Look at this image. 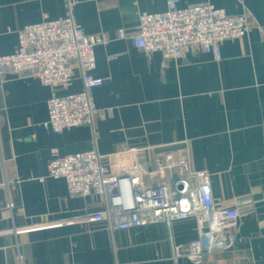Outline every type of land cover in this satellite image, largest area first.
<instances>
[{
    "label": "crops",
    "instance_id": "crops-1",
    "mask_svg": "<svg viewBox=\"0 0 264 264\" xmlns=\"http://www.w3.org/2000/svg\"><path fill=\"white\" fill-rule=\"evenodd\" d=\"M205 5L252 23L244 38L222 45L219 60L202 52L166 60L135 46L140 16L165 12L167 0H0V57L17 52L23 29L47 21L71 18L87 35L108 37L95 48L92 76L108 81L91 93L104 111L94 127H44L53 94L83 90L76 65L65 90L0 77V264H194L174 262L176 246L201 236L194 218L116 232L105 223L34 229L106 209L104 199L71 195L66 179L49 175L52 161L130 149L140 151L146 185L190 178L175 168L183 160L193 185V173L209 175L218 207L241 203L227 247L204 264H264V0H180L181 8Z\"/></svg>",
    "mask_w": 264,
    "mask_h": 264
},
{
    "label": "built area",
    "instance_id": "built-area-1",
    "mask_svg": "<svg viewBox=\"0 0 264 264\" xmlns=\"http://www.w3.org/2000/svg\"><path fill=\"white\" fill-rule=\"evenodd\" d=\"M69 7L73 9L75 4L70 3ZM251 25L248 15L230 16L211 5L181 8L180 0H167L165 12L140 16L132 38L137 48L161 53L166 60L183 59L187 52L211 54L219 60L222 45L244 38ZM119 36L126 37V31H120ZM19 39L14 55L0 57V77H33L53 90H65L72 85L76 65L81 71L83 90L64 97L53 94L44 127L59 134L76 127H94L104 111L96 107L91 93L108 81L92 76L96 69L95 48L107 44L108 37L89 36L73 19L66 18L28 26L20 32ZM139 154L137 149L111 156L91 151L52 161L49 175L66 179L71 195L104 199L106 209L34 229L105 223L116 232L194 218L199 222L201 236L186 246H176L174 262L187 257L194 264H204L208 254L227 247L225 237L241 216V203L237 201L230 208L218 207L209 175L193 173L192 178L197 179L193 185L189 162L183 160L175 168L190 178H164L153 186L146 185ZM166 170L171 167L161 168V175ZM12 207L10 204L9 208Z\"/></svg>",
    "mask_w": 264,
    "mask_h": 264
},
{
    "label": "water",
    "instance_id": "water-1",
    "mask_svg": "<svg viewBox=\"0 0 264 264\" xmlns=\"http://www.w3.org/2000/svg\"><path fill=\"white\" fill-rule=\"evenodd\" d=\"M204 226H205V227H207V225H206V224H205Z\"/></svg>",
    "mask_w": 264,
    "mask_h": 264
}]
</instances>
